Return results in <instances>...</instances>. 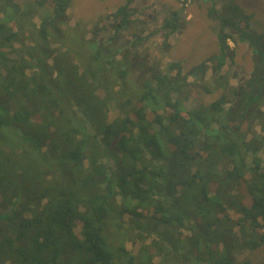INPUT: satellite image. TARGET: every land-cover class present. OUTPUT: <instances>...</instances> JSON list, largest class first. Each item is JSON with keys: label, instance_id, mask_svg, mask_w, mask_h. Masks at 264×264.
<instances>
[{"label": "trees", "instance_id": "16d2710c", "mask_svg": "<svg viewBox=\"0 0 264 264\" xmlns=\"http://www.w3.org/2000/svg\"><path fill=\"white\" fill-rule=\"evenodd\" d=\"M70 1L31 0L20 6L0 0L4 16L33 15L38 12L34 7H44L46 14L41 29L32 33L40 41L32 46L33 54L13 57L0 46V139L12 134L11 143L20 145L22 155L34 154L28 167H43L44 175L52 173L55 181L41 208L39 203L33 212H21V218L16 212L3 215L9 202L0 209V264H136L137 258L160 255L163 260L157 264H165L177 254L178 264H193L190 255L177 253L164 241L158 244L162 238L156 230L162 225V235L174 230L181 234L178 242L198 243L190 231L193 225L210 223L211 210L217 211L218 221L228 215L227 227L248 226L264 243V158L257 153L260 148L264 152V132L259 141L253 132L243 131L246 111L264 96V30L252 31L251 13L236 0H208L207 15L218 28L213 54L189 68L170 57L164 72L150 75L133 107H122L125 115L105 125L102 136L66 113L63 121L57 120L55 135L44 137L35 132L33 114L19 112L12 104L45 103L39 108L53 114L61 108L58 83L52 73L46 76L44 39L46 27L64 15ZM176 1L184 8L198 0ZM120 3L105 15L115 26L128 23L138 8L132 0ZM179 19L177 10L169 9L157 24L163 43L176 32ZM99 24L108 31L100 19ZM5 33L9 30L0 20V42ZM143 34L151 32L143 28ZM142 37L130 34L129 42L134 45ZM239 43L254 61L243 85L232 70ZM97 53L94 60L112 56V48L105 45ZM228 72L236 78L233 84L222 76ZM119 74L124 77L126 72ZM138 229L147 230L142 237L151 240L147 244L141 238L136 257L124 240ZM201 240L209 264L232 263L223 256L216 260L213 241ZM199 260L196 257L194 264Z\"/></svg>", "mask_w": 264, "mask_h": 264}, {"label": "rangeland", "instance_id": "374dc122", "mask_svg": "<svg viewBox=\"0 0 264 264\" xmlns=\"http://www.w3.org/2000/svg\"><path fill=\"white\" fill-rule=\"evenodd\" d=\"M12 1L21 6L24 2L31 0ZM124 1L71 0L64 15L53 25L46 27L44 39L48 55L46 76L52 73L58 83L60 91L56 90V100L61 108L53 114L39 108L45 103L37 106L32 104V107H28V104L27 106L12 104L19 112L28 111L33 114L35 132H38L40 136L47 135L48 137L51 134L54 136L57 131V120L63 121L66 113L71 115L70 119L74 122L86 124L89 132L102 136L105 125L125 115L120 112L122 107L126 108L131 103L133 107L136 95L144 88L150 75L155 72H164L170 57L183 60V65L189 68L214 53L218 28L207 15L208 6L205 2L208 0L185 3L184 8H181L182 3H177L176 0H132L138 5L137 11L132 14L135 17L131 16L128 23L115 26L112 21L105 18V15L113 12L121 5L120 2ZM236 1L244 11L251 13L249 22L252 31L260 34L264 30V0ZM43 8L34 7V11L38 12L33 15L21 16L15 12L4 16L0 13V20L9 30V33L2 35L3 41L0 42V46L3 45V53L9 56L12 54L13 57L24 52L33 54L32 46L40 41L32 36V33L41 29V21L46 22ZM170 8L178 12L179 26L176 32L169 36L172 41L170 42L168 38L163 43L162 36L156 30L162 18L169 14ZM99 19L108 31L99 28ZM143 28L151 32V35L145 37ZM113 32L116 33L115 36ZM130 34L143 37L141 41L133 45L129 42ZM105 45L112 48V56L105 58L103 55L94 60L99 55L97 50L104 48ZM236 56L237 60L232 70L240 85H243L253 71L254 61L248 60L249 56L245 53L243 43L237 45ZM122 70L126 72L124 77L119 74ZM227 74L228 76L226 74L222 76L229 78V82L233 84L236 78L231 76L232 72ZM61 99L68 105H60ZM43 101L45 100L39 102ZM245 130L253 132L250 135L255 136L259 141L262 138L260 133L264 132V96L246 111L243 123V131ZM12 138L13 135L7 133L0 139V209L5 208V203L9 202L8 212L4 211L3 215L16 212L18 214L16 217L21 218V212H33L39 203V208H41L42 201L51 197L50 184L55 181L52 180L54 177L52 173L44 175L46 169L43 167L35 170L28 167L29 163L34 161V154L22 155L20 145L15 147L11 143ZM257 153L264 158L262 148ZM16 159L21 164L16 162ZM57 170L59 173L64 172L63 169L55 171ZM43 195L45 198L40 200ZM227 216L224 214L223 218L218 221L217 211L211 210L208 219L210 223L202 225L204 227L193 225L190 231L192 238L196 240L199 238L200 241L192 245L185 244L183 240H180L181 243L178 242L176 237L181 238L179 232L173 230L174 234L168 232L162 235L160 232L164 229L162 225L158 226L160 231L156 230L157 224L154 222L152 227L162 238L157 240L158 244L164 241L168 248L172 247L174 251H176L174 248H177V253L183 256L190 255V263L193 264L196 257L200 260L195 264H209V255L206 252L207 248L202 244V236L208 240V243L210 240L213 241L212 250L215 251L216 260L223 256L232 260L231 264L245 262L264 264V243L260 242L257 233L244 225L227 227L225 225L228 221ZM145 232L147 230L138 229L135 231L136 235L124 240L125 247L132 254H136V257L139 256L137 250L141 238L147 244L151 240L150 236L142 237ZM223 244H226L224 248ZM179 258L177 254L164 263L178 264ZM136 260L138 261H135L136 264L139 262L157 264L163 260V257L160 255L153 260L148 257Z\"/></svg>", "mask_w": 264, "mask_h": 264}, {"label": "bare ground", "instance_id": "6f19581e", "mask_svg": "<svg viewBox=\"0 0 264 264\" xmlns=\"http://www.w3.org/2000/svg\"><path fill=\"white\" fill-rule=\"evenodd\" d=\"M180 8V7H179ZM171 9V8H170ZM178 13V12H177ZM198 16V15H197ZM91 18V17H90ZM77 22V21H76ZM213 28V27H212ZM207 32V31H206ZM215 35V34H214ZM183 61V60H182ZM184 66V65H183ZM176 77V76H175ZM222 85V84H221ZM225 92V91H224ZM216 228V227H215ZM211 231V230H210Z\"/></svg>", "mask_w": 264, "mask_h": 264}, {"label": "built area", "instance_id": "2783aa9c", "mask_svg": "<svg viewBox=\"0 0 264 264\" xmlns=\"http://www.w3.org/2000/svg\"><path fill=\"white\" fill-rule=\"evenodd\" d=\"M183 2V0H181Z\"/></svg>", "mask_w": 264, "mask_h": 264}]
</instances>
